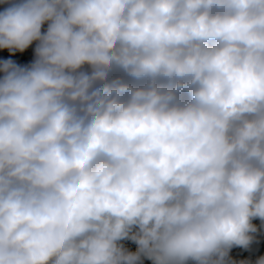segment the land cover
Listing matches in <instances>:
<instances>
[{
    "label": "clouds",
    "instance_id": "clouds-1",
    "mask_svg": "<svg viewBox=\"0 0 264 264\" xmlns=\"http://www.w3.org/2000/svg\"><path fill=\"white\" fill-rule=\"evenodd\" d=\"M0 4V264H264V0Z\"/></svg>",
    "mask_w": 264,
    "mask_h": 264
},
{
    "label": "rangeland",
    "instance_id": "rangeland-1",
    "mask_svg": "<svg viewBox=\"0 0 264 264\" xmlns=\"http://www.w3.org/2000/svg\"><path fill=\"white\" fill-rule=\"evenodd\" d=\"M4 7H6V5L0 4V11H2L4 9ZM34 47L35 45H33L30 49L26 50V54L24 55H20L19 54V61L18 62H31V59L34 57ZM0 51H4L6 52V50H0ZM23 66V63H22ZM2 75V74H0ZM145 264H149V262H145Z\"/></svg>",
    "mask_w": 264,
    "mask_h": 264
},
{
    "label": "trees",
    "instance_id": "trees-1",
    "mask_svg": "<svg viewBox=\"0 0 264 264\" xmlns=\"http://www.w3.org/2000/svg\"><path fill=\"white\" fill-rule=\"evenodd\" d=\"M19 55V54H18Z\"/></svg>",
    "mask_w": 264,
    "mask_h": 264
}]
</instances>
